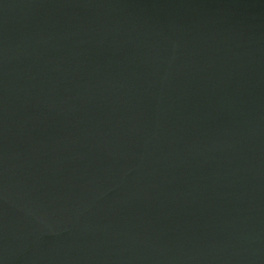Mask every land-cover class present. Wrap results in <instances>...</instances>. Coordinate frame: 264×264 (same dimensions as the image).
<instances>
[{
    "label": "water",
    "instance_id": "1",
    "mask_svg": "<svg viewBox=\"0 0 264 264\" xmlns=\"http://www.w3.org/2000/svg\"><path fill=\"white\" fill-rule=\"evenodd\" d=\"M0 264H264V0H0Z\"/></svg>",
    "mask_w": 264,
    "mask_h": 264
}]
</instances>
